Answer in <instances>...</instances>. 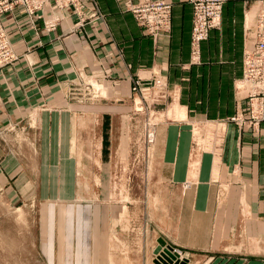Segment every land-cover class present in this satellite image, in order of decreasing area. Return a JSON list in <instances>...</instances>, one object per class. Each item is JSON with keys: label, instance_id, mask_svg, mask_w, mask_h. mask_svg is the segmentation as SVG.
Here are the masks:
<instances>
[{"label": "crops", "instance_id": "1", "mask_svg": "<svg viewBox=\"0 0 264 264\" xmlns=\"http://www.w3.org/2000/svg\"><path fill=\"white\" fill-rule=\"evenodd\" d=\"M95 1L103 17L80 29L62 12L49 32L5 18L18 59L0 73V189L39 197L52 264H157L161 240L173 264H264V124L228 121L246 109L259 4L226 0L194 64L190 0H133L170 4L156 39L124 0ZM154 77L166 91L146 152L131 85Z\"/></svg>", "mask_w": 264, "mask_h": 264}, {"label": "rangeland", "instance_id": "2", "mask_svg": "<svg viewBox=\"0 0 264 264\" xmlns=\"http://www.w3.org/2000/svg\"><path fill=\"white\" fill-rule=\"evenodd\" d=\"M225 1L221 4V15ZM246 1L257 2L256 0ZM123 3L126 11L130 12L134 16L138 25L153 39L158 38V36L170 30V4L163 2L169 6L168 28L153 32L141 25L139 21H137L134 13L131 11L132 5L137 3L140 4L141 2L124 0ZM257 3L259 4V2ZM45 10L49 12V18L43 17ZM261 10L262 5L259 4L255 30L253 33V46L257 39L258 16ZM61 12L64 15H72L75 17L76 22L73 25L75 29L82 28L90 17L95 19H101V17H103V14L98 9L95 0H0V73L6 68L11 67L18 59V55L16 54L11 40V35L6 27L5 18L7 16H11L13 20L16 14L22 15L30 25L33 24L34 20L42 19L44 30L49 32L54 30L59 24L60 16L58 13ZM219 26L211 29L210 31L217 29ZM203 41L199 42L197 48H195L192 44V41L190 42V56L191 61L194 64L200 62L199 47ZM239 84L240 87H246L243 84V67L242 78L240 79ZM94 85V80L87 82V98H92L93 95H95V92H97ZM131 91L137 97V100L134 102V110L137 114H139L136 116V125L137 127L139 126V128L143 129L142 150L149 152L150 146L154 140V126L159 120V115L156 113L159 111L158 109L160 108L162 99L165 96L166 83L162 77H154L146 80L136 79L132 82ZM245 99L247 101L245 111L240 114H235L229 118L228 121L235 123L237 126L245 125L248 128L255 129L260 124H264V118L261 119L259 114L250 113L252 105L250 103V99L248 98V92H246ZM255 122H257V124ZM138 132L140 131H137V133ZM12 149H14L13 145ZM21 190L24 192L22 195L16 194L14 189H0V264H52L51 255L53 254V249H49L48 245L41 241L42 236L40 229L41 222L39 219V197L34 194H29V191H26L25 189ZM162 250L163 248L160 246V251L162 252ZM157 256L158 255H156L155 259H157Z\"/></svg>", "mask_w": 264, "mask_h": 264}, {"label": "built area", "instance_id": "3", "mask_svg": "<svg viewBox=\"0 0 264 264\" xmlns=\"http://www.w3.org/2000/svg\"><path fill=\"white\" fill-rule=\"evenodd\" d=\"M225 0H191L193 5L192 44L197 48L205 40L211 29L220 24L221 4ZM262 5L258 16L257 39L254 46L243 56V84L252 105L251 114L264 118V0H256ZM137 21L148 30L156 32L168 28L169 6L161 1L141 2L131 6ZM53 27V26H51ZM257 124V122H255ZM151 136V135H150ZM180 258L179 252L175 251Z\"/></svg>", "mask_w": 264, "mask_h": 264}, {"label": "water", "instance_id": "4", "mask_svg": "<svg viewBox=\"0 0 264 264\" xmlns=\"http://www.w3.org/2000/svg\"><path fill=\"white\" fill-rule=\"evenodd\" d=\"M159 245L163 248L162 252L160 251V246H158L157 250L155 251V255L157 259H155L157 264H173V260L176 258L175 255L171 253L170 247H165V243L161 240L159 241Z\"/></svg>", "mask_w": 264, "mask_h": 264}]
</instances>
